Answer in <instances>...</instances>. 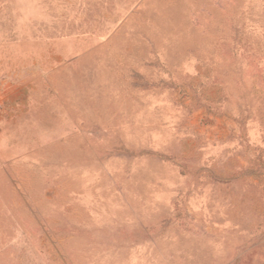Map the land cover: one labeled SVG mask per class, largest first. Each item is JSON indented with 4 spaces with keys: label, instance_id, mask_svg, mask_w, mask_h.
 Instances as JSON below:
<instances>
[{
    "label": "rangeland",
    "instance_id": "obj_1",
    "mask_svg": "<svg viewBox=\"0 0 264 264\" xmlns=\"http://www.w3.org/2000/svg\"><path fill=\"white\" fill-rule=\"evenodd\" d=\"M0 264H264V0H0Z\"/></svg>",
    "mask_w": 264,
    "mask_h": 264
}]
</instances>
